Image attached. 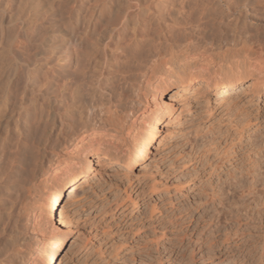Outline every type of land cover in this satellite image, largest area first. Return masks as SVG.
Returning a JSON list of instances; mask_svg holds the SVG:
<instances>
[{
    "label": "rangeland",
    "instance_id": "374dc122",
    "mask_svg": "<svg viewBox=\"0 0 264 264\" xmlns=\"http://www.w3.org/2000/svg\"><path fill=\"white\" fill-rule=\"evenodd\" d=\"M98 1L0 0V92L8 80L7 95L0 94V101H8L10 108L20 107L11 116L17 115L14 119L19 120L21 131L43 132L38 137L41 141L37 140L40 145L32 137L36 145L50 142L57 148L53 151L54 170L65 162L73 163L77 141H70L67 131L54 133L59 127L52 129L50 114L58 104L61 110L57 107L56 113L62 112L65 104L63 81L56 76L63 62L52 51V28L62 29L71 11L87 4L92 9L111 5L109 0ZM139 1L147 7L146 0ZM122 2L132 5L131 17L136 20L147 21L154 13L164 12L156 8L144 15L137 0ZM209 50L208 55H196L197 61L204 60L201 66L179 49L149 63L150 70L139 79V96L135 95L140 106L122 122L119 113L115 115L117 135L103 134L101 143L121 154L122 143L139 135L142 119L152 117L156 110L155 91L168 68L176 73L195 65V70H205L210 57L207 68L222 66L226 70L227 44L218 43ZM174 79L169 80L167 97L177 86ZM247 84L249 81L228 101L202 83L191 86L185 95L190 107L181 109L178 125L159 145L152 146L145 159L121 166L103 157L90 184L63 199L68 236L58 264H264V90L243 89ZM57 87L63 96L54 92ZM56 94L58 100L53 99ZM180 105L183 108V100ZM56 134L64 136L56 139ZM90 138L92 134L86 141ZM88 158L94 164L91 152ZM1 192L0 188V198ZM42 221H31L32 231L37 226L28 246L34 256L48 242L45 219Z\"/></svg>",
    "mask_w": 264,
    "mask_h": 264
},
{
    "label": "bare ground",
    "instance_id": "6f19581e",
    "mask_svg": "<svg viewBox=\"0 0 264 264\" xmlns=\"http://www.w3.org/2000/svg\"><path fill=\"white\" fill-rule=\"evenodd\" d=\"M109 1V6L103 4L92 9L87 4L81 10L71 11L64 27H53L50 36L52 51L63 62L56 76H61V88L65 90L63 111L59 104V115L57 107L55 111L51 108L54 113L50 114V119L52 129L59 127L54 133L67 131L65 136L71 134L70 141H77L73 163L65 162L61 169L54 170L56 152L53 151L57 148L50 146V142L36 145L43 132L34 134L32 126L28 131H21L19 120L14 119L17 115L11 116L16 104L10 108L8 101H0V188L3 193L0 198V264H58L68 236L65 195L75 196L90 184L100 171L103 157L121 166L145 159L152 146L159 145L182 119L181 109L190 107L185 95L191 86L202 83L227 101L235 98L248 81L243 89L264 90V0H146L143 1L147 4L145 8L137 0L144 15L151 9L164 11L154 13L147 21L131 17L132 5L129 7L126 2L124 5L122 0ZM218 43L227 44L226 70H222V66L207 68L211 64L210 57L205 61L209 63L208 66L205 63V70H195V65L176 73L168 68L166 78L156 86V110L152 117L142 119L139 135L129 137V143H122L125 146L121 154L111 152L101 143L99 136L117 135L115 115L119 113L122 122L140 106L135 96L139 79L156 60L177 49L196 60L197 54L208 55L209 49ZM200 63L196 62L198 66L202 65ZM173 76L177 86L167 97ZM3 89L1 95L6 94ZM56 89L54 92L59 90ZM89 134L92 138L86 141ZM56 135V139L64 136ZM80 141L86 142L77 145ZM89 152L94 155V164L89 162ZM117 157L120 160H116ZM43 175L47 177L39 181ZM31 221L38 224L42 221L48 230V242L39 247L36 256L28 249L37 228L32 231Z\"/></svg>",
    "mask_w": 264,
    "mask_h": 264
}]
</instances>
